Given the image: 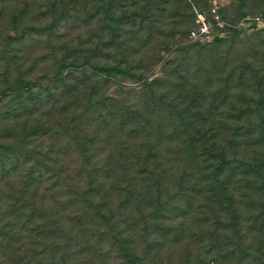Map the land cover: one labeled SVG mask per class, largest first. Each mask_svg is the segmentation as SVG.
Masks as SVG:
<instances>
[{"label":"trees","instance_id":"trees-1","mask_svg":"<svg viewBox=\"0 0 264 264\" xmlns=\"http://www.w3.org/2000/svg\"><path fill=\"white\" fill-rule=\"evenodd\" d=\"M29 1L0 0V264H264V26L154 59L191 0ZM232 9L264 21V0ZM16 39L42 50L23 85Z\"/></svg>","mask_w":264,"mask_h":264},{"label":"rangeland","instance_id":"rangeland-1","mask_svg":"<svg viewBox=\"0 0 264 264\" xmlns=\"http://www.w3.org/2000/svg\"><path fill=\"white\" fill-rule=\"evenodd\" d=\"M32 1L33 0H30L29 3H32ZM53 1L54 0H42V2H40V0H35V3L42 5V9H44L47 6L49 7L50 3ZM14 2L18 3L19 7H22L27 3V0H14ZM191 2L192 5L190 12L186 15H184V13L182 14L181 8H174V13L170 14L169 20H167L168 27L162 28L161 23H157L153 28H151L154 36L153 43H155L156 50L154 49V53L153 51H148L147 57H152L154 59L161 57L158 52L159 50H162V52H165L164 54H166L167 47L165 49L164 47L163 49L159 47V45H161L160 43L162 42H165L164 44L171 47L176 43H179L180 45L198 44L203 46L206 45L214 37H222V39L230 38V30H241L239 36L234 37L236 46L235 49L241 51L243 47H247V44L252 41L256 29H262L264 26V21H262L260 18L237 17L238 13L235 11V9H232L229 13L225 14V12L221 11V9L223 10V8H226L229 5V0H191ZM34 11L35 12L32 14L30 19H26L20 23V26L18 28L19 31L25 27L31 26L29 23L34 17V14L38 11L40 12V6L36 7ZM81 12H77V14L73 13L67 15L65 18L67 21H65L64 24L79 25V18L84 16ZM189 15H191L190 19ZM189 22L190 24H188ZM200 28L203 30L202 33L199 30ZM9 35L14 36L15 33L11 31L9 32ZM12 44L13 50L17 51L18 61L17 64L13 65L8 73H6V80L9 83H11L12 81H17L20 85H23V83H21L22 81L33 80L36 79V76H41L44 73V65L42 63L38 64V70L32 76L28 74V68L30 67V64L34 62L36 57L41 56L42 50H40V45L33 47V49H31V51L29 52V50H27L28 47L24 45V39H16V41L14 43L12 42ZM190 56L194 57V52H191ZM175 58L179 59L182 58V56L178 55L175 56ZM56 63H49V67L51 68V70L54 71L57 68ZM159 72L160 68L154 72L155 78L159 77ZM3 78L4 75L0 77V92L5 90L7 87L5 85L6 81H4ZM124 86L133 89L132 96L134 98L138 96L139 90L133 87L135 86V84H133L132 81H129L127 79L117 80L114 87L115 89L120 91ZM114 87L112 89H114ZM112 89L109 92H111ZM10 104L16 105V107H18V104L16 103L11 102ZM3 110L4 109H1L0 113ZM5 115L7 116L8 114H1L0 120L2 126L6 124L3 120ZM18 120L21 128H23L24 120ZM20 120L23 121L20 122ZM34 122L35 120L32 121L31 124H34Z\"/></svg>","mask_w":264,"mask_h":264},{"label":"built area","instance_id":"built-area-1","mask_svg":"<svg viewBox=\"0 0 264 264\" xmlns=\"http://www.w3.org/2000/svg\"><path fill=\"white\" fill-rule=\"evenodd\" d=\"M204 29H205V27H204ZM199 30H200L201 33L203 32V30L201 28Z\"/></svg>","mask_w":264,"mask_h":264}]
</instances>
